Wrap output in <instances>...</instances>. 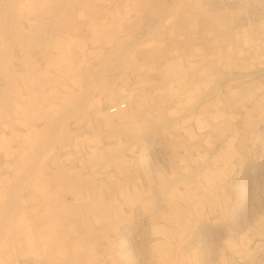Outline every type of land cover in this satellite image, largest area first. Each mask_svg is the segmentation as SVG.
Instances as JSON below:
<instances>
[{
	"label": "bare ground",
	"instance_id": "bare-ground-1",
	"mask_svg": "<svg viewBox=\"0 0 264 264\" xmlns=\"http://www.w3.org/2000/svg\"><path fill=\"white\" fill-rule=\"evenodd\" d=\"M189 2L188 0H170L169 10L163 12L165 13L164 18L158 21L157 26L154 24V28L149 32L150 34L142 45H137L133 39L126 46L128 43L124 45L125 43H121V41L129 36L128 24L142 22L144 14L150 12L145 9L157 7L160 3L159 0H1L4 13L0 16L2 19L0 37L5 36L4 29L6 28V30L8 29L7 33L11 36V41H8L7 44L4 42L3 46L0 45V69L6 71L5 80L11 89L10 93L15 96V100L13 101L14 97L10 98L11 106H8V104L6 105L8 101L0 96V149L4 146L5 150V152L0 153V264H133L131 257L134 258L136 255L134 256L131 251L134 247L132 246L130 251V247L127 246L129 237L126 229L130 225L129 215L133 216L132 213L136 212L145 214V219L142 220L143 217L140 219L141 223L143 221L151 230L158 231V228L164 229L162 224L168 223L170 218L155 211L156 197L167 195L172 190L178 196L181 194V198L184 200L188 199L183 191L186 189L185 184L190 180L176 178L170 179L171 181L168 183L163 180L160 181V179L159 188L155 192L153 191V182H148L150 185L145 187V181L138 174V171L133 173V169L120 160L121 151L119 149L111 148V146L105 149V146L109 145L112 137L122 135L123 130L133 129L135 121L143 114L139 115L140 112H137L139 101L157 102V98H159V104L165 103L171 97L175 98L179 95L180 87L178 85L185 89V106L197 104L203 99L205 94L201 93L203 92L201 89L207 86L209 75L217 70L215 63L217 62L218 54L216 51L219 45L213 43V51L210 52L212 60L208 64L206 58L208 51L205 48L198 47L196 52H194L196 47L189 48L191 44L194 46L204 45L205 42L201 40V37L197 35L183 37V34L192 30V27H188L187 32L185 30V32H181V39L183 38L182 41L186 46L183 45L182 48L188 51L184 55L191 56L190 59L187 60L185 57L183 60L181 55H176L172 57L173 59L167 58L170 46L171 44L174 45L175 42L169 44L165 38L178 36L180 31L178 28L181 27L174 25L171 19L170 15L173 8H178L177 11L182 13L188 10L190 16L196 13L197 19L193 27L197 26V30H200V27L203 28L200 23L206 24L205 19L203 20L205 11L203 13V10H191L187 7ZM200 2L201 0H195V4L190 6L199 9L201 7ZM19 7L23 13L21 15L18 12ZM179 8L181 9L179 10ZM188 13L185 15L188 16ZM206 15L208 16L207 13ZM18 16L23 18V27ZM210 17L208 16V18ZM213 18L216 17L213 16ZM164 20L167 25L172 22L174 30L171 29V26L165 29L162 25ZM82 22H85V26L81 24ZM214 23L216 22L214 21ZM218 24L220 25V23ZM211 27L212 29L209 28L208 30H212V32L218 29L214 24ZM155 29L157 30L154 31ZM156 33L163 35L162 41H159ZM34 42L45 45V48L51 51V60L47 61L46 65H52L53 61V66L59 71L61 79L59 86L62 88H54L49 94L43 93L38 99L32 94L36 91H45V87H49L53 80L47 81L46 77L30 78L31 80H29L17 70V72H12V64L16 63V60L10 57L9 52L11 53V51H8L7 48L12 43V45H20L27 51L29 44ZM87 46H91L93 51L88 50L89 55L83 74V72L81 73L82 64H80L78 57L81 48L87 49ZM57 48L58 50H56ZM54 49L56 53H53ZM202 49L206 52L201 51ZM129 51H134V53L137 51L141 55V59L139 57L141 64L146 65L144 68L142 66L139 71L135 69L137 75L135 72H131L132 76L129 79L120 78L119 83L116 84L115 82L111 87L106 74L95 73L96 68L92 65L93 61L98 62L104 57H110L113 53L117 55L119 60V65L116 67L118 71L122 68L129 67L128 70L136 68L137 66L132 65L138 59H130L127 55L130 53ZM155 52L158 53L160 61L155 57ZM233 54V52L228 53L226 59H232ZM19 61L23 62L24 60L19 59ZM242 62V65H248L244 59ZM158 63L161 64V72L162 70L165 71L162 76L155 72ZM183 69L185 73L182 76L185 83L177 84V76H179L177 73L178 71L182 72ZM68 75L70 78L65 77ZM91 75L95 76L97 82ZM86 78L88 88L86 91L80 92L78 88ZM180 78H182L181 75ZM65 79L69 80L70 84L65 83ZM19 81H21L22 86L17 91L15 88ZM119 85H121L120 88H118ZM134 86L136 89L138 87V92L129 91ZM149 86L152 88H148ZM25 88L28 89L27 92L23 91ZM209 91L206 92V98H210L211 95L209 94H213L212 91L210 93ZM24 93H28V96ZM109 94L113 98L124 97L129 103L130 109L126 113H122L123 116H108L103 112V99ZM214 95L216 94L214 93ZM16 97L20 99L19 103L16 101ZM59 99H61L60 106L54 104L49 107L48 110L51 114L41 105V102L46 103L49 100L57 102ZM180 100L179 98V102ZM210 101V103L215 104V101ZM20 103L26 104L27 107H21ZM217 103L216 101V105ZM66 107L72 109L64 114L63 111ZM126 107L127 105L124 104L117 105L109 110V113L119 114L124 112L123 109ZM174 107H172L174 113H180L176 112V107ZM255 109L260 111L262 106ZM5 110H10L6 118L4 117V113L7 112ZM58 110L62 116H53ZM144 110L145 108L143 112ZM52 116L57 119L54 127L50 122L52 120L47 123V120ZM141 116L143 117V115ZM18 117L22 120H18ZM79 117L87 120L88 125L85 132L93 134V139L98 137L101 141L98 143L100 148L109 150L110 153L102 151L100 155L96 154L98 149L91 148L95 142L82 134L84 120L81 119L82 121L78 123ZM70 118L72 125L67 123ZM119 118L124 121L121 131L117 126ZM246 119L247 124H249L248 129L251 130L255 121L251 115L247 116ZM76 120L78 121L76 122ZM156 120H158V125L159 123L161 125L168 124L170 121L162 116H158ZM132 122H134L133 125ZM37 137L39 138L38 141L35 139ZM66 143L67 146L63 148ZM229 145L231 144L229 143ZM87 148H90V153L82 155V152H85ZM51 151H54L55 154L52 155ZM63 161L66 163L65 166L62 164ZM102 175L105 177L99 179ZM49 188L51 190L56 189L57 194H61V197L53 205L49 202L52 199ZM170 202L172 201L170 200ZM95 227H99L100 231ZM112 232L117 234L118 238H122L117 244L110 238ZM84 238H91L92 240L88 247L84 244ZM130 244L132 245V243ZM164 244L167 246L166 243ZM235 246L237 247V244L234 243ZM14 250L17 251L16 255L12 253ZM158 252L157 257L156 253ZM146 254L149 258L148 264L171 263L168 249L161 253L158 247L151 246Z\"/></svg>",
	"mask_w": 264,
	"mask_h": 264
},
{
	"label": "rangeland",
	"instance_id": "rangeland-1",
	"mask_svg": "<svg viewBox=\"0 0 264 264\" xmlns=\"http://www.w3.org/2000/svg\"><path fill=\"white\" fill-rule=\"evenodd\" d=\"M159 1L160 3L157 7L152 9L151 8L145 9L150 12L144 14L143 17L144 19L142 20V22L128 24L127 30L129 32V36L127 38H124L123 41H121V43H125L124 45L128 43L126 45L128 46L129 42L134 39L137 42L136 43L137 45L140 46L142 45V43L146 40V38L150 34L149 32L152 30V28H154L155 25L156 26L158 25V21L160 19L164 18L165 13L163 12H167L169 10L168 6L169 4H171L169 3L170 0H159ZM188 1L190 2L187 7L190 8L191 10L192 9H197L198 11L203 10V13L205 11V16L203 17V20L205 19L206 24L200 23L201 25H203V28L200 27V30H197L198 29L197 26L193 27L194 22L197 19L196 13H193L190 16L188 10L182 13L177 11L178 8H173V12H171L170 15L171 19L174 21L173 22L174 25L181 27L178 28L180 30L178 36H172L171 38L169 37L170 39L165 38V40L169 44L175 42L174 45L171 44L170 52L168 53L167 58L173 59L172 57L176 55H181V59L183 60H185V57L187 60L190 59L191 56L188 57L182 54L183 53L182 47L183 45L185 46V43L184 41H182L183 38L181 39L182 37L181 32H183L184 30L187 32L189 29L188 27H192L191 28L192 30L191 31L189 30L190 31L189 33L183 34V37L189 35L192 36L197 35L201 37V40L205 42L204 45L200 44L198 46H194L191 44L192 46L190 45L189 48L191 49L196 47L195 50L199 49L198 47L205 48L209 52V53L207 52L206 55L208 64L211 63L212 60L211 53L213 51V43H217L219 45L216 51L218 54L217 63H216L218 64L217 70L214 71L215 73L213 72V74L209 75V77L207 78L208 81L207 86L204 89H201L203 90V92H201L202 94L204 93L206 95L209 90H210L209 93L212 91L213 94H209L211 95L210 98H206L204 95L203 99H201V101L197 104H192L193 106L192 105L185 106V101H186V98L184 97L185 89L184 87L182 88L181 85H178L180 87L179 95L175 98L171 97V99L165 103L162 102L159 104L158 103L159 98H157V102H149L146 100L139 101L137 104V108L139 107L138 108L139 110L137 109L138 110L137 112H140L139 115L143 113L141 115H143V117L145 118H143L140 115L138 120L135 121V125L133 126V129L130 130L126 129V131L123 130L124 132H122V135L117 137H112L110 139L111 141L109 145L105 146V149H108L109 146H111V148L114 149L116 148L119 149V151H121L120 160H122L124 164H126L131 169H133V173L134 171L135 172L138 171V174L145 181L144 182L145 187L150 185V183L148 184V182H153L152 183V185H154L153 191L155 190L157 191V189L159 188L158 184L162 180L168 183H170L171 180L176 178H182V179L184 178L187 181L190 180V182L185 184L186 189L183 191V193H185V195L188 196L187 200L181 198L182 197L181 194L180 196H178V194L177 195L174 194L172 190L169 191L168 193L169 195L168 194L160 195L156 197L157 200L155 199V211L158 212V214L166 215L170 218V221L168 223L165 224L162 222L163 223L162 225H164V229L158 228V231L157 230L153 231L150 229V227H147V225H145V222L142 221L143 223L142 224L140 219L142 217H143L142 220L145 219L146 216L145 214L144 215L142 213L138 214L136 212V213H132L133 216L129 215L130 227L128 226L126 229L128 232L129 241L128 240L126 241H128L127 246L130 247V251L134 247L131 252L133 253L134 256L135 255L136 256L134 258L128 254L127 256L131 257V262L133 264H148L149 258L147 257L148 255L146 254V252H148L151 246L153 247L156 246L158 247L161 253H163L165 249H168L169 251L168 255L171 258L170 264H177V263L179 264H264V237H263L264 234L261 236L263 237V240L261 239L262 241L259 240L254 243L250 242V246L248 245V247L247 246L243 247V245L241 244H239L240 246L237 245V247L236 246L234 247V243L235 244L240 243V240L238 239L237 236L242 235L241 232L242 226L243 227H245L246 225L253 226L254 224L256 226H259L260 223H264V214L260 213L261 211L264 210V203H262V200L260 199L261 194L264 193V182L256 181L254 184V190H251L254 192V196H255L254 199L255 207L253 209L254 214L252 215L245 214V215H240L238 217L236 215H233L231 208L232 199L230 198V196L232 192H234L235 188H233L232 184L228 181H230L231 176L234 173V168L225 167V163L229 162L231 159L229 155L230 150L227 152L228 155L225 154L224 152L223 155L218 153L219 151H221L222 148L228 149L227 147H224L225 145L229 147L231 145L237 147V145L239 144L240 147H246L245 145H246L247 133H250L253 127L251 130L248 129L249 124H247L246 122L247 119H246L245 111L252 107L253 104H250L252 98L254 97L256 98L258 96L264 95V0H233V1L232 0H201L200 2L201 7L199 9L196 8L195 6H190L195 4V0H188ZM165 5L166 7H164ZM179 5L182 6V4ZM0 8H1L0 10V16H1V14L3 15L4 13V6L1 4V0H0ZM180 9L181 8H179V10ZM18 12L20 15L23 14L20 7ZM186 13H188V16L185 15ZM206 13L208 14V16L211 17L208 18ZM146 15L148 16V18ZM213 16L216 18H213ZM19 19L21 20V26L23 27L24 26L22 21L23 18H21L20 16ZM1 21L2 19L0 18V25L2 24ZM214 21L216 23H214ZM69 22L71 23V21ZM164 23H162V25H164L165 29L170 28L171 26V29L174 30V25L172 24V22H169L168 25L166 24V21ZM218 23H220V25ZM81 24L85 26V22H82ZM213 24L215 27L217 26L218 28L216 30H213L214 33L212 32V30L210 31L208 30L209 28L212 29L211 25ZM115 25L117 26V24ZM162 25L160 26L162 27ZM205 25L207 26V28ZM4 30H5L4 31L5 36L0 37V45L2 46L4 45V42H6L7 44L8 41H11L10 39L11 36L7 33L8 29L6 30L5 28ZM156 30L157 29H155L154 31ZM160 31L163 32L162 30ZM251 34H253V36H251ZM61 36L63 37V34H61ZM162 36L163 35L161 33L158 34L159 41L163 40ZM7 48L8 51H11V53L9 52L10 57L13 60H16V63L14 62L12 64L14 70V71L12 70V72L18 71L19 73H23L24 76L29 80L36 79L38 77L40 78L46 77L47 81L48 80L50 81V79L53 80L52 84H50L49 87L48 86L45 87L46 89L45 91L43 92L36 91L34 92V94H32L36 99L41 97L43 93L49 94V92L54 88L62 89L59 86L60 85L59 81H61L59 71H57L56 68L53 66L54 65L53 61H52V65L50 66L46 65L47 61L51 60L50 56L52 53L50 50H47L45 48V45L34 42L29 44V47L26 51L20 45L17 44L12 45L11 43V45H8ZM56 50H58V48ZM56 50L54 49L53 53H56ZM88 50L93 51V48L91 46H87V49L81 48L80 56L78 57L80 64H82L81 73L83 72V74L85 73V67L89 55ZM229 51L234 53L232 59H226L227 54L231 53ZM129 52L130 53H128L127 55L130 59H138L134 63V65H132L135 67L137 66L136 68L134 69L131 68V70H128L129 67L122 68L123 71H125L126 73L123 71L121 72L122 69L118 71L116 67H118L119 65L118 63L119 60L117 58V55L113 53L111 54L110 57H104L100 59L98 62L93 61L92 65L93 67L96 68L95 73L106 74L107 76L106 78L110 80L109 84L111 87L115 82L116 84L119 83L118 80L120 78L129 79L130 76H132L131 72H135V75H137L136 74L137 71L135 69L139 71V69L142 66L144 68L146 65L141 64V60H139V57L141 59V55L137 53V51L135 53L134 51L133 52L129 51ZM245 52L246 55L243 56ZM182 55L184 56V58L182 57ZM155 57L158 59V61H160L157 52H155ZM201 58H203V56H201ZM19 59L21 60L23 59L24 63L20 62ZM53 59L54 58L52 57V60ZM181 59L178 60L180 61ZM242 59L247 61L248 65L247 64L242 65L243 64ZM183 66L185 67V64ZM156 67L158 68V69L156 68L155 70L156 74L162 76V74H164L165 71L162 70L161 72L160 70L162 68L161 64L158 63ZM184 73H185L184 69L182 70V72L178 71L177 74L179 76L181 75L182 78L179 79V76H177V81H176L177 84L182 82L185 83V80L183 79ZM5 74L6 71L0 69V96L3 99H6V101H8L6 102V105L8 104V106L9 105L11 106V104L9 103V99L14 97L13 98L14 101L15 96H13L10 93L11 89L7 85V82L5 80L6 79ZM65 77L70 78L69 75ZM92 77L93 79H95V76ZM67 82L68 84H70V81L65 79V83ZM95 82H97L96 79ZM81 83L82 84L81 86H79L80 88H78V90L80 92L86 91L88 88L87 78ZM20 86H22L21 81L17 83L15 89L19 91ZM120 87L121 85L118 86V88ZM148 88H152V87L149 86ZM133 90L137 91L138 87L136 89V86H134L129 91L132 92ZM23 91L27 92L28 89L25 88L23 89ZM214 93L216 95H214ZM24 94L28 96V93H24ZM110 94L108 96L106 95V97H104L103 99L104 101L103 112L108 116H118V115L123 116L124 114L122 113H126L130 109L129 103H127L124 97L113 98L112 95ZM179 98L181 99L180 102H179ZM210 100L215 101V104L210 103L211 102ZM16 101H18L19 103L20 99L16 97ZM60 101L61 99H59V101L57 102L49 100L46 103L41 102V105H43L45 110L48 111L49 113L48 110L49 107L54 104L60 106L61 105ZM216 101L218 102L217 105H216ZM123 104L127 105V107L123 109L124 112H121L119 114L109 113V110H112L115 106L123 105ZM23 106L27 107L26 104H21V107ZM173 106L176 107L177 110L176 112H180V113H174L172 109ZM144 108H145L144 112L146 111L145 113L143 112ZM65 109L63 111L64 114L65 112L67 113L68 111H70V109L72 108L68 107L66 110ZM106 109L108 110V113ZM6 111L7 110H5V112ZM8 111L4 113L5 118L6 115L8 114ZM171 115L174 116L172 117ZM53 116L61 117L62 114H60L58 110L55 112V115L53 114ZM53 116L47 120V123L49 122V120H52L50 121L51 125H53L52 127L56 126L55 123L57 120ZM158 116H162L166 120H170L168 122L172 124L170 125L168 123L161 125L159 123V125H161L159 126L158 120H156ZM216 117L220 118L218 119L219 121L217 120ZM81 119L84 120L82 125L83 126L82 134L85 135L84 137H87V139L90 138L92 139V142H95L94 146H92L91 148H93L94 150L98 149L96 150L97 152L95 151L96 154L100 155L102 151H104L105 153H110L109 150H102V148H100V145L98 143L101 141L100 139H98V137H95V139H93L94 138L93 134L91 135L90 132H85V128L88 125V123L87 120L83 119V117H79L78 123L82 121ZM18 120H22V119L18 117ZM77 121L78 120H76V122ZM71 122L72 119L71 118L68 119L67 123H70V125H72ZM123 123L124 121H122V119L119 118L117 126L119 127L120 131ZM133 124L134 122H132V125ZM254 125L262 133L264 132V119L256 118ZM104 138L106 137L104 136ZM35 139L37 141L39 140L38 137ZM229 143L231 145H229ZM66 146L67 143L63 145V148H65ZM89 149L90 148H87L85 152H82V155L90 153ZM2 151L5 152L4 146L3 148L0 149V153H2ZM51 152L52 155L55 154L54 151ZM47 153L49 154L50 151ZM51 160H53V158H51ZM62 164L65 166L66 163L64 162ZM255 165L256 166L253 169L255 179L257 180V178H260L259 181H261L262 179L264 180V167L258 164L257 162ZM151 170L152 172L154 171V173H152ZM241 170L242 168L239 169L240 174H241ZM206 174L208 176H205ZM103 177L105 176L102 175L99 177V179ZM105 181L107 182V180ZM250 185L252 186V184ZM239 187H240V191L241 188L244 189L246 187V182L244 178L243 181L239 183ZM48 190L49 193L52 195V199L49 202L51 205H53L56 202V200L59 197H61V194L60 193L57 194L58 191L56 189L51 190L49 188ZM222 194H224L223 198L221 197ZM189 197H191L192 199ZM170 200L172 202H170ZM188 200L189 202H186ZM69 201L71 202V199H69ZM183 210L186 211L184 212ZM178 211L180 214L178 213ZM236 222H238V225L236 224ZM237 226H239L238 229ZM95 229L100 231L99 227H95ZM79 234L82 233L79 232ZM117 236L118 235L113 232L110 234V238H112L113 241H115V244H117L118 242H120V240H122L121 237L118 238ZM83 241L86 247H88V245L92 243L91 238H84ZM129 242L132 243V245ZM164 243H166L167 246H165ZM16 252L14 250L12 253L16 255ZM158 255L159 252L156 253L157 257Z\"/></svg>",
	"mask_w": 264,
	"mask_h": 264
},
{
	"label": "crops",
	"instance_id": "crops-1",
	"mask_svg": "<svg viewBox=\"0 0 264 264\" xmlns=\"http://www.w3.org/2000/svg\"><path fill=\"white\" fill-rule=\"evenodd\" d=\"M196 51L198 50H194V52ZM201 51H203L204 53L206 52V50L204 49H202ZM187 52L188 51L183 48L182 54L184 55V53H187ZM183 55L182 57L184 58ZM216 63H215V68L217 69L218 64ZM250 104H253V105L251 108L245 111L246 118L247 116L251 115L254 121L256 118L264 119V95L256 97V98H252V100L250 101ZM256 106L257 107L262 106V110L257 111L255 109ZM245 146L246 147H240L238 144L237 147L233 145L229 147L225 145L224 147H227L228 149L222 148L221 151L218 152L219 154H222V155H223V152L228 155L227 152L230 150L229 155L231 159L229 162L225 163V167L234 168V173L231 176L230 181L228 182H230L232 184V187L235 188L230 198L232 199V204H231L232 214L236 215L237 217L240 215H245V214L246 215L254 214L253 209L255 207L254 206L255 196H254V192L251 190H254V184L256 181L264 182V180L262 179L261 181H259L260 178H257L256 180L255 175L253 173V169L256 166L255 165L256 162L264 167V132L262 133L254 125L252 131L250 133H247ZM240 168H242L241 174L239 173ZM243 178L246 182V187L244 189L241 188V191H240L239 183L243 181ZM250 184H252V186ZM221 197L223 198L224 194H222ZM260 199L262 200V203H264V193L261 194ZM260 213L264 214V210L261 211ZM236 224L238 225V222H236ZM238 228L239 226H237V229ZM241 230H242L241 231L242 235L237 236L238 239L240 240V243H237L238 246H240L239 244H241L243 245V247L244 246L248 247V245L250 246V242L254 243L261 239L263 240L264 236L263 237L261 236L264 234V223H260L259 226H256L255 224L253 226H250V225H246L245 227L242 226Z\"/></svg>",
	"mask_w": 264,
	"mask_h": 264
},
{
	"label": "built area",
	"instance_id": "built-area-1",
	"mask_svg": "<svg viewBox=\"0 0 264 264\" xmlns=\"http://www.w3.org/2000/svg\"><path fill=\"white\" fill-rule=\"evenodd\" d=\"M115 110V109H114Z\"/></svg>",
	"mask_w": 264,
	"mask_h": 264
}]
</instances>
